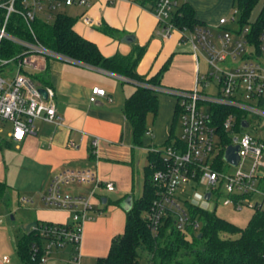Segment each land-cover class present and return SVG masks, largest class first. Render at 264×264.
<instances>
[{"label":"built area","instance_id":"2783aa9c","mask_svg":"<svg viewBox=\"0 0 264 264\" xmlns=\"http://www.w3.org/2000/svg\"><path fill=\"white\" fill-rule=\"evenodd\" d=\"M117 1L121 0H110L111 3ZM183 3L186 0H156L150 12L157 19L164 39L179 33L181 42L191 44L197 61L194 89L154 86L111 73L125 84L151 89L177 100L182 136L171 145H166L163 151L151 150L159 153L162 160V167L153 176L157 198L146 216L155 237L159 235L168 214L174 216L177 228L185 231L191 224L186 203L207 208L219 188V194L224 191L227 195L223 202L225 207L242 210L247 205L263 210L264 204L252 200L254 195L264 198V141L249 133L242 134V130L252 126L255 129L264 127V32L260 34V44L256 47L250 38L251 26L241 25L242 11L238 6H234L233 16L220 18L217 25L181 27L176 23L175 16L181 14L179 11ZM73 7L88 10L91 3L89 0H0V53L4 42L21 50L12 57L0 54V133L4 132L6 124H11L13 130L10 137L14 142H22L28 135L35 134L34 122L38 119L56 124L62 120L56 111L55 90L42 88L32 74L43 72L51 59L84 64L45 47L35 32V26L38 23L51 25L59 17L68 16L66 10ZM82 19L88 26L99 25L87 12ZM202 59L206 62L205 71L200 68ZM40 89L46 90V99ZM99 98L111 101L106 90L95 87L90 102L97 103ZM224 109L232 112L225 116ZM245 122L247 128L244 127ZM100 142V138H92L91 147L95 156L99 153ZM231 146L239 147L240 161L237 166L225 159ZM69 147L76 148V144L71 142ZM247 158L254 161L250 173L241 169ZM220 160L222 163L218 169L216 166ZM224 165L238 171L226 174L221 171ZM75 185L90 186V190L86 195L64 192ZM188 186H192L194 191L204 186L205 190L201 193L197 191L199 195L193 198L187 196ZM115 191V183L103 181L96 170H65L56 175L43 202L48 208L70 212V221L37 224L33 231L37 232L44 245L41 248L34 244L33 256L36 257L42 249L41 261L49 264L54 251L59 254L70 247L67 264H86L82 254L84 225L101 215L100 208L106 198L104 193ZM209 193L211 197L207 200ZM23 201L32 202L29 199ZM195 229H200L198 223ZM0 264H11V261L4 256Z\"/></svg>","mask_w":264,"mask_h":264},{"label":"crops","instance_id":"0c3cea01","mask_svg":"<svg viewBox=\"0 0 264 264\" xmlns=\"http://www.w3.org/2000/svg\"><path fill=\"white\" fill-rule=\"evenodd\" d=\"M89 1L91 7L88 10L73 7L78 10L75 29L81 36L95 43L105 57L129 58L136 55L138 48H145L144 56L137 66L140 76L151 78L170 62L161 86L180 90L195 88L197 61L191 44L181 42L179 33L164 39L157 19L149 9L140 4L141 0H121L116 3H111L110 0ZM219 1L186 0V3L193 7L196 18L206 25L204 16L200 20L197 12H202L206 6L211 9ZM86 12L99 25H86L82 19ZM218 22L209 26L217 25ZM110 29L114 31L113 35L107 33ZM128 37L133 39L127 41ZM32 75L42 88L51 87L55 90L56 111L62 120L57 124L36 120V133L28 135L22 142L11 139V124L8 133L5 127L4 132L0 133V182L6 184L8 190L29 191L23 193L22 199L32 201L25 203L27 205H37L36 222L53 223H66L71 217L68 211L45 208L43 198L56 175L65 170L90 169L96 170L103 181L114 182L116 191L104 193L107 202L103 201L101 215L84 225V261L87 256L105 257L113 239L124 233L127 222V212L121 204L110 203L108 195H112L114 201H125L131 196L134 203L133 194L139 179L137 174L140 163L136 161L131 147L134 144L133 130L123 111L126 100L136 92L137 86L132 84L136 89L120 96L119 80L111 73L59 60L48 61L43 72ZM95 87L106 90L111 101L99 98L97 103L92 104L90 98ZM176 107L177 105L172 107L170 123L175 119ZM160 129V125H157L156 131L149 130L151 134L145 135L150 139V144L168 142L172 134L168 136V125L164 132ZM93 137L101 139L97 156L93 155L91 147ZM71 142L76 144V148L69 147ZM153 146H148L149 154ZM12 169L32 177L34 185L22 187L11 181ZM89 190L90 186L75 185L66 189V192L86 195ZM37 192H42L39 199L34 197Z\"/></svg>","mask_w":264,"mask_h":264},{"label":"trees","instance_id":"16d2710c","mask_svg":"<svg viewBox=\"0 0 264 264\" xmlns=\"http://www.w3.org/2000/svg\"><path fill=\"white\" fill-rule=\"evenodd\" d=\"M155 3L156 0L140 1V4L149 10H152ZM261 3L262 10L258 17L253 19V12ZM233 6L241 9V25L251 26L250 38L258 47L259 36L264 32V0H233ZM179 13L181 14L175 16V21L181 27L204 25L196 18L195 10L188 3H183ZM77 21V18L71 16H61L51 25L36 24L35 32L45 47L86 66L125 76L133 81L161 86L170 62L157 75L151 78L142 77L137 73V66L144 56L145 48H138L136 55L129 58L105 57L95 43L76 31ZM104 31L106 32V29ZM107 33L113 35L114 31L110 29ZM1 48L0 54L6 57H12L21 51L19 47L8 42H4ZM32 77L37 79L33 75ZM123 111L132 126L134 144L141 146L143 137L149 132L148 117L156 118L159 112V95L151 89L137 86L136 92L126 100ZM224 112L226 116L232 110L224 109ZM177 115L176 107L174 121L178 119ZM173 136L171 134L166 145L175 141ZM226 142L229 144L228 137ZM221 163L222 160L216 168L219 169ZM161 167V155L150 152L149 165L145 168L143 195L134 200L132 209L127 212L124 233L113 239L109 255L99 258L96 264H142L145 256H148L147 264H264V211L260 208L255 209L256 212L247 227L240 228L218 217L215 211L187 202L185 206L191 223L187 229L179 230L174 216L168 214L164 218L159 235L155 237L146 216L151 212L157 198L153 176ZM7 190V185L0 182V198ZM122 201H117L116 204H121ZM43 222L47 221H38L37 224ZM197 223L200 225L198 230L195 229ZM34 244L41 248L44 245L36 231L24 235L19 240L18 254L23 264H43L42 249L36 257L33 256Z\"/></svg>","mask_w":264,"mask_h":264},{"label":"rangeland","instance_id":"374dc122","mask_svg":"<svg viewBox=\"0 0 264 264\" xmlns=\"http://www.w3.org/2000/svg\"><path fill=\"white\" fill-rule=\"evenodd\" d=\"M203 6V5H202ZM234 6L232 5V0H220L215 6L209 7L206 6V9H202V12H197L198 18L202 20L200 17H203L206 22V25L215 24L218 22L221 17H228L234 15ZM262 10V3L255 9L253 12V19H256ZM78 10L76 8H70L66 10V14L68 16L76 18ZM239 17V16H238ZM204 22V21H203ZM54 59H51V61ZM200 68L202 71L206 70V62L204 59L200 62ZM7 68H5L6 71ZM15 70V69H14ZM41 78V77H40ZM119 84V93L120 96L122 94L134 91L136 87L132 84H125L121 81L118 82ZM159 112L158 116L155 118L153 116L148 117V130L156 131L157 125H160V128L163 129V132L168 125V136L172 133L173 139L176 140L182 136V124L179 119L176 121L169 122L170 114L172 111V107L177 105V100L173 96L170 95H160L159 96ZM6 132L8 133L11 129L10 124H6ZM160 129V131H161ZM172 131V132H171ZM249 133L257 139H261L264 141V127L255 129L254 126L249 128L248 130H242V134ZM154 134V133H153ZM132 138V137H131ZM133 142V139H131ZM143 143L141 146H135L134 144L131 147L134 149L136 155V161L140 163L138 168V182L136 191L134 192V199L138 200L143 195L144 190V182H145V168L149 165L148 164V157H149V145L153 146V149H157V151H163L166 147L167 142L164 144L160 142H156L154 144H150V139L143 137ZM158 145V146H156ZM152 148V147H151ZM217 154V153H216ZM254 165V161L250 158H247L243 162L242 171L244 173H250L252 171ZM221 171H224L226 174H235L238 169L234 167H228L226 165L223 166ZM14 173V175H11ZM11 181H15L18 185L24 186H33L34 181L32 177L25 176L20 174V172L10 171ZM72 187V186H71ZM79 187V186H78ZM77 187V188H78ZM68 189V188H67ZM188 195L189 197L196 198L199 193L205 190L204 186H200L198 188V192L194 191L192 186H188ZM27 193L29 191L20 190V192L9 189L3 197L0 198V218H2V225L0 227V261L3 259L4 256L9 257L11 264H23L21 258L18 254V242L19 240L26 234H29L33 231L35 226L37 225L35 211L37 208L33 205H27L22 199L23 193ZM66 192V189L64 190ZM35 193V192H34ZM35 194L36 199H39L40 193ZM198 193V194H197ZM221 189L219 188L218 193L216 192L212 201L209 202L207 208L210 211H215L216 215L224 220H227L240 228H245L249 224L250 220L254 216L256 210L245 205L242 210H236L233 206L225 207L223 205L224 200L227 198L226 193L223 191L222 194ZM110 198V203H116L117 200H113L112 195H108ZM253 202H264V198L261 195H254L252 197ZM110 205V204H109ZM108 205V206H109ZM45 208H48L45 206ZM51 209V208H48ZM263 211H264V204H263ZM111 249V248H110ZM69 250L70 247L67 248L66 252L57 253L54 251L53 257L50 259L49 264H67L69 260ZM110 250L107 254L109 255ZM105 256V257H107ZM88 257V258H87ZM85 262L87 264H96L99 258L89 257L87 256ZM104 258V257H102ZM148 256H145L142 260V264H147Z\"/></svg>","mask_w":264,"mask_h":264},{"label":"water","instance_id":"95a60500","mask_svg":"<svg viewBox=\"0 0 264 264\" xmlns=\"http://www.w3.org/2000/svg\"><path fill=\"white\" fill-rule=\"evenodd\" d=\"M131 37L126 38L127 41H130ZM40 92L42 93L43 97L46 99L47 98V93L45 89H40ZM244 127L247 128L248 124L245 122L244 123ZM238 151H239V147L238 146H231L228 148V150L226 151V155H225V159L226 161H228L229 163H231L233 166H237L239 164L240 161V157L238 155ZM211 197V194L209 193L206 198L207 200H209ZM107 200L104 199V203H106ZM121 207L126 211L129 212L132 207H133V198L131 196H129L125 201H123L121 203ZM201 234L199 235V238H201Z\"/></svg>","mask_w":264,"mask_h":264}]
</instances>
